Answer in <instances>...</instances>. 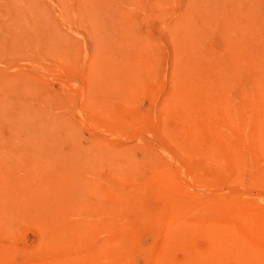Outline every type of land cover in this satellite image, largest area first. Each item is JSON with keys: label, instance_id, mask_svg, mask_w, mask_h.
Listing matches in <instances>:
<instances>
[{"label": "rangeland", "instance_id": "rangeland-1", "mask_svg": "<svg viewBox=\"0 0 264 264\" xmlns=\"http://www.w3.org/2000/svg\"><path fill=\"white\" fill-rule=\"evenodd\" d=\"M0 124V264H264V0H0Z\"/></svg>", "mask_w": 264, "mask_h": 264}, {"label": "bare ground", "instance_id": "bare-ground-1", "mask_svg": "<svg viewBox=\"0 0 264 264\" xmlns=\"http://www.w3.org/2000/svg\"><path fill=\"white\" fill-rule=\"evenodd\" d=\"M188 27V26H187ZM104 77V76H103ZM99 81V80H98ZM38 95V94H37ZM35 97V96H34ZM3 105H5V104H3ZM26 106V105H25ZM17 115V114H16ZM15 115V116H16ZM19 117V116H18ZM23 118V117H22ZM19 119V118H18ZM66 120V119H65ZM11 121V120H10ZM12 123V122H11ZM17 124H19V123H17ZM29 124H31V123H29ZM1 125V124H0ZM20 126V125H19ZM66 127V126H65ZM24 128H26V127H24ZM67 128V127H66ZM10 129V128H9ZM42 129V128H41ZM48 130V129H47ZM68 130V129H67ZM12 131V130H11ZM69 132V131H68ZM36 133V132H35ZM57 134V133H56ZM76 134V133H75ZM49 135V134H48ZM58 135V134H57ZM14 137V136H13ZM41 137H42V135H41ZM60 137V136H59ZM5 138H6V136H5ZM39 138V137H38ZM44 138V137H43ZM75 138V137H74ZM67 139H68V137H67ZM37 140V139H36ZM35 140V141H36ZM13 141H14V139H13ZM33 141V140H32ZM45 141V140H44ZM10 142V141H9ZM64 143V142H63ZM1 144V143H0ZM21 144V143H20ZM59 144V143H58ZM105 146V145H104ZM109 146H110V144H109ZM50 147V146H49ZM71 147V146H70ZM74 147V146H73ZM106 147V146H105ZM12 148H14V147H12ZM44 150V149H43ZM51 150V149H50ZM104 151V150H103ZM73 152V151H72ZM72 155V154H71ZM70 155V156H71ZM104 157V156H103ZM108 157V156H107ZM131 157V156H130ZM142 157V156H141ZM30 158V157H29ZM32 158V157H31ZM111 158V157H110ZM39 159V158H38ZM111 160V159H110ZM133 160V159H132ZM135 160V159H134ZM104 161V160H103ZM106 161V160H105ZM108 161V160H107ZM108 163V162H107ZM117 163V162H116ZM126 163H127V161H126ZM29 166H31V165H29ZM108 166H110V165H108ZM153 167V166H152ZM162 167V166H161ZM7 168V167H6ZM48 168V167H47ZM113 168V167H112ZM136 168V167H135ZM163 168V167H162ZM41 170V169H40ZM125 170V169H124ZM153 170V169H152ZM162 170V169H161ZM7 171V170H6ZM17 171V170H16ZM111 171V170H110ZM134 171V170H133ZM8 172V171H7ZM115 172H117V171H115ZM124 172V171H123ZM19 173V172H18ZM24 173V172H23ZM125 174V173H124ZM162 174V173H161ZM169 174V173H168ZM172 174V173H171ZM132 175V174H131ZM134 175V174H133ZM154 176V175H153ZM157 176V175H156ZM173 177V176H172ZM121 178V177H120ZM133 178V177H132ZM161 178V177H160ZM153 180V179H152ZM145 181V180H144ZM172 181V180H171ZM174 184V183H173ZM46 186V185H45ZM107 186V185H106ZM29 187V186H28ZM44 187V186H43ZM139 188V187H138ZM27 190V189H26ZM132 190V189H131ZM113 191V190H112ZM116 192V191H115ZM21 193V192H20ZM34 194V193H33ZM23 198V197H22ZM135 199V198H134ZM133 199V200H134ZM136 199H137V197H136ZM114 200V199H113ZM188 202V201H187ZM121 203V202H120ZM113 204V203H112ZM169 204V203H168ZM167 204V205H168ZM183 204V203H182ZM170 205V204H169ZM211 205H213V204H211ZM219 205V204H218ZM49 206V205H48ZM174 206V205H173ZM191 206V205H190ZM209 206V205H208ZM53 207V206H52ZM169 207V206H168ZM189 207V206H188ZM173 208H175V207H173ZM184 208H187L186 206H184ZM203 208V207H202ZM219 208H221V207H219ZM168 209V208H167ZM181 209V208H180ZM196 209V208H195ZM201 209V208H200ZM108 210V209H107ZM182 210V209H181ZM190 210V209H189ZM188 210V211H189ZM202 210V209H201ZM144 211V210H143ZM163 211H165V210H163ZM162 211V212H163ZM166 211H168V210H166ZM195 211V210H194ZM204 211V210H203ZM196 212V211H195ZM217 212V211H216ZM168 213V212H167ZM176 213V212H175ZM174 212H172V214L174 215L175 214ZM134 214V213H133ZM178 214V213H177ZM204 214V213H203ZM125 215V214H124ZM179 215V214H178ZM109 217V216H108ZM174 217V216H173ZM180 217V216H179ZM183 217V216H182ZM194 217V216H193ZM201 217V216H200ZM180 219H181V217H180ZM180 219L178 220V221H180ZM195 219V218H194ZM193 219V220H194ZM138 220V219H137ZM203 220V219H202ZM142 221V220H141ZM174 221V220H173ZM197 222V221H196ZM203 222V221H202ZM222 227V226H221ZM260 234V233H259ZM237 236V235H236ZM237 239V238H236Z\"/></svg>", "mask_w": 264, "mask_h": 264}]
</instances>
